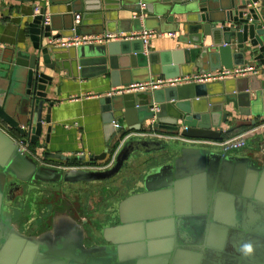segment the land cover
Instances as JSON below:
<instances>
[{"label":"water","instance_id":"95a60500","mask_svg":"<svg viewBox=\"0 0 264 264\" xmlns=\"http://www.w3.org/2000/svg\"><path fill=\"white\" fill-rule=\"evenodd\" d=\"M58 1V8L52 7L53 0H44L37 13L32 11L24 24L29 45L25 40L0 47V175L6 186L14 179L104 181L119 172L133 151L153 149L174 157L145 170L142 190L131 191L118 202L119 223L102 229L105 245L86 249L80 224L59 218L61 213L53 230L47 231L55 233L50 238L25 236L12 229L9 220L5 226L0 220V264L54 260L61 264H264V164L252 157L194 146L175 151L165 139L130 135L111 168L60 170L35 162L20 146L44 149L43 157L62 163L106 159L107 150L88 160L84 155L45 151L56 101L49 94L60 73L80 81L109 75L111 86L120 87L154 76L183 75L192 66L200 72L233 66L256 69L237 79L101 97L109 145L115 146L132 131L222 141L241 127L260 126L264 123V0H136L128 7L124 0ZM112 4L132 15L116 19L115 29L109 30L105 27L111 20L103 19L101 10ZM87 17L103 19L104 29L102 24L99 31L84 24ZM150 21L155 28L149 27ZM165 23L172 26L170 31L180 32L177 41L185 45L166 54L148 51L140 39L69 47L49 43L103 32H161ZM137 70H146L147 76L137 78ZM235 114L253 118L236 119L225 128ZM3 187L0 179V212ZM245 245L251 246L250 252Z\"/></svg>","mask_w":264,"mask_h":264},{"label":"crops","instance_id":"0c3cea01","mask_svg":"<svg viewBox=\"0 0 264 264\" xmlns=\"http://www.w3.org/2000/svg\"><path fill=\"white\" fill-rule=\"evenodd\" d=\"M146 3H154L155 0H143ZM36 0H0V47H13L15 43H20L26 40V33L24 30V24L26 21H29L31 18V13L33 5ZM136 0H124V5L126 7L134 5ZM53 8H58L60 2L58 0H53ZM117 5V4H116ZM115 4L109 5L107 9L101 10L104 12V16L110 18V22L106 25L105 28L112 30L115 29L116 23L115 20H124L129 18L132 14L126 9L117 11L114 7ZM148 16V14H142V17ZM149 17V16H148ZM103 19H94L92 17H87L83 20L84 24L89 25L90 28L95 30H100L101 25H103ZM149 27L155 28V23L150 21ZM161 35L156 36L150 40L146 45L148 51L157 52V53H170L173 50L180 49L185 45L178 43L177 37L180 32L170 31L172 26H168L167 23L162 25ZM161 26V27H162ZM154 30V29H152ZM164 30V31H163ZM174 33L173 36H169L168 33ZM27 45L29 42L25 41ZM137 78H145L147 76L146 70H137ZM199 71L197 67L192 66L184 69L183 75H188ZM53 81L52 91L49 96L55 99V104L51 109V121L50 125L53 130H51L49 135V141L46 145L45 151L52 153H59L65 156H76L84 155L85 160H88L89 156L98 155L105 150L108 151L107 157H109V162L105 165L104 160H97L89 164L84 163V161L79 160L78 162H69L62 163L58 160L43 157L44 149L34 150L32 147L27 146L26 152L34 159L35 162L50 166L56 169L64 170L69 168L84 169L86 171H103L109 169L114 164V159L118 154L123 142L127 139L128 136H138L136 134H145L143 137L147 138H161L158 135H163L160 133L154 132H136L132 131L129 135L123 137L121 140L115 144V148L112 150L113 145H109L106 140V126L102 120V113L100 110L99 99L103 96H106V93L109 92L112 88L109 75H100L97 77L83 79L80 81L67 78L64 73H60ZM60 77V78H59ZM154 76L153 78H155ZM240 78V77H239ZM152 79V78H150ZM237 79V78H231ZM229 80V79H228ZM219 82V81H215ZM214 83V82H210ZM160 89V88H158ZM231 106V105H229ZM235 118H231L224 125L225 128L234 125L235 120H250L253 116H240L238 114L234 115ZM47 125H44V132ZM6 129V126H3ZM7 133H11V130H7ZM244 134L246 137V145L243 148L230 150L228 154L236 157H252L264 164V125L257 127H241L235 130L231 135L225 136L223 140H227L238 135ZM147 135V136H146ZM247 135V136H246ZM169 136V135H165ZM176 139L178 144L173 145V141ZM166 140V139H165ZM44 140H41V142ZM171 143V146L175 151H177L182 146H189L184 144V141L180 138H170L166 140ZM194 147H204L212 151H221L218 146H201L194 145ZM110 152V154H109ZM136 151H133V155ZM148 156L153 158L160 156L161 151H155L153 149L148 150ZM170 154V155H169ZM164 157L160 162H153V159L150 161L145 170L149 167L157 166L158 164L168 163L172 161L174 156L169 153ZM155 159V158H154ZM129 160V159H128ZM127 160V161H128ZM126 161V162H127ZM125 162V163H126ZM79 163V164H78ZM124 163V164H125ZM121 170V169H120ZM119 170V172H120ZM118 172V173H119ZM117 173V174H118ZM144 173V172H143ZM116 174V175H117ZM116 175L108 178L104 181H108L114 178ZM91 182H103V181H77L71 184L76 183H91Z\"/></svg>","mask_w":264,"mask_h":264},{"label":"flooded vegetation","instance_id":"af4514ba","mask_svg":"<svg viewBox=\"0 0 264 264\" xmlns=\"http://www.w3.org/2000/svg\"><path fill=\"white\" fill-rule=\"evenodd\" d=\"M29 184L33 185L29 186L33 189L31 192H28L30 190H28ZM43 184L48 185L47 188ZM65 184L72 185L67 182L45 183L12 180L9 188L8 185L3 188L4 195L0 212V220L3 226L9 220V226L12 229H16L20 234L50 238L52 234L55 236V233L47 234V231L53 228L57 221V215L61 213L59 218H68L72 222L75 220L80 224L81 229H83L82 243L86 249L91 246L105 245L102 239V229L119 223L117 204L129 192L116 202L113 214L106 208L107 199L113 193L101 197L91 195L93 192H90L85 198L81 194L79 196H70V192L73 189L67 187V193L64 192L63 185ZM141 190L142 188L134 191ZM34 191L35 194L41 195V199H35L36 203L39 202L41 204L37 212L31 210L30 205H33V202L30 195H28ZM5 201H8L10 206L7 207L4 213L3 204ZM47 263L61 264L59 260L48 261Z\"/></svg>","mask_w":264,"mask_h":264},{"label":"built area","instance_id":"2783aa9c","mask_svg":"<svg viewBox=\"0 0 264 264\" xmlns=\"http://www.w3.org/2000/svg\"><path fill=\"white\" fill-rule=\"evenodd\" d=\"M44 0H36L33 5V13H37L41 2ZM45 20H48V15H46ZM75 23H79L78 15L75 16ZM161 35V32H157L152 29H142V30H132L128 32H103L101 34H90V35H73L68 38H57L55 40H49V43L56 47H69V46H78V45H99L105 44L111 41H126L140 39L143 41L146 46L150 40L156 36ZM169 36H173L174 33L169 32ZM256 69L253 66H233L232 68H220L213 71L200 72L196 71L188 75H178L175 77H155L143 82H135L125 86L114 87L109 92L106 93V96L112 94H123L130 92H141V91H153L158 88L178 86L183 84H200V83H210L215 81H225L231 78H239L248 76L251 73H255ZM264 119V117H263ZM264 121V120H263ZM261 125H264L262 123ZM118 126V124H115ZM144 136L145 134H136ZM147 136V135H146ZM159 139L169 140V136L158 135ZM184 141V144L189 146L201 145L209 147L218 146L221 150L230 151L235 149H240L246 145V137L244 134L238 135L236 137L222 140V141H212L205 139H188L177 136ZM23 150L27 146L20 145ZM109 162V161H108ZM107 162V163H108ZM106 165V164H105Z\"/></svg>","mask_w":264,"mask_h":264},{"label":"rangeland","instance_id":"374dc122","mask_svg":"<svg viewBox=\"0 0 264 264\" xmlns=\"http://www.w3.org/2000/svg\"><path fill=\"white\" fill-rule=\"evenodd\" d=\"M177 144L178 142L173 141L174 146ZM168 154L169 152H162L160 156H156L154 159L152 156H148L145 152L136 151L129 157V160L122 166L120 172L114 178L103 182L76 183L72 185L65 184L63 185V191L67 193V187H70L73 189L72 192H70V196H79V194H81L83 198L87 197L90 192H93L91 195H94L95 197L106 196L113 193V195H110L107 199L106 208L109 212L114 214L116 202L120 198H122L128 192L141 188V177L145 171L144 168H146V166L151 163L150 161L153 159V162L155 163L160 162L164 157H168ZM0 179L2 185L5 187L6 181L2 175H0ZM30 185L32 184L28 185V190L30 189L28 192L33 190L29 187ZM44 186L47 188L48 185ZM28 195H30L33 202V205H30L31 210H33V212H37L41 204L39 202L36 203L35 199H41V195L39 196L35 194V191ZM8 206H10L9 202L5 201L3 204L4 213Z\"/></svg>","mask_w":264,"mask_h":264},{"label":"trees","instance_id":"16d2710c","mask_svg":"<svg viewBox=\"0 0 264 264\" xmlns=\"http://www.w3.org/2000/svg\"><path fill=\"white\" fill-rule=\"evenodd\" d=\"M116 146H113L112 147V150L115 148ZM108 160H109V157L108 158H106L105 160H104V164H107V162H108ZM74 162H78L79 160H73ZM73 161H71V162H73ZM79 164V163H78Z\"/></svg>","mask_w":264,"mask_h":264},{"label":"clouds","instance_id":"9594fccd","mask_svg":"<svg viewBox=\"0 0 264 264\" xmlns=\"http://www.w3.org/2000/svg\"><path fill=\"white\" fill-rule=\"evenodd\" d=\"M244 247H245V249H246L247 251H249V252L251 251V246H250V245H245Z\"/></svg>","mask_w":264,"mask_h":264},{"label":"bare ground","instance_id":"6f19581e","mask_svg":"<svg viewBox=\"0 0 264 264\" xmlns=\"http://www.w3.org/2000/svg\"><path fill=\"white\" fill-rule=\"evenodd\" d=\"M247 136V135H246Z\"/></svg>","mask_w":264,"mask_h":264}]
</instances>
